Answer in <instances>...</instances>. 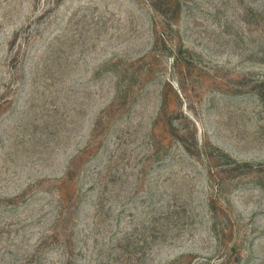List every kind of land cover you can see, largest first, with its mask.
I'll return each mask as SVG.
<instances>
[{
    "label": "rangeland",
    "instance_id": "1",
    "mask_svg": "<svg viewBox=\"0 0 264 264\" xmlns=\"http://www.w3.org/2000/svg\"><path fill=\"white\" fill-rule=\"evenodd\" d=\"M0 264H264V0H0Z\"/></svg>",
    "mask_w": 264,
    "mask_h": 264
}]
</instances>
